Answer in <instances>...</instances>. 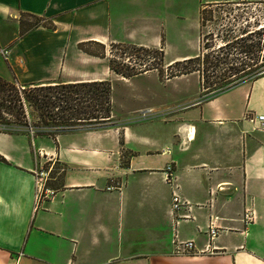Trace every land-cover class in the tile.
Listing matches in <instances>:
<instances>
[{"label": "crops", "instance_id": "1", "mask_svg": "<svg viewBox=\"0 0 264 264\" xmlns=\"http://www.w3.org/2000/svg\"><path fill=\"white\" fill-rule=\"evenodd\" d=\"M235 1L239 3L0 0V48L9 51L7 62L0 54V76L22 78L26 84L53 81L63 71L79 76L64 81L114 78L106 49L110 43L160 46L162 36L166 42L184 29L192 3L197 48L200 7ZM20 12L43 17L54 26H38L20 36ZM86 40L103 44L105 56L79 49L77 44ZM195 54L196 49L175 54L165 64ZM202 90L200 86L190 98H181L173 89L142 92L122 112L123 121L104 128L75 129L55 138L0 132V155L6 160H0V264H264V131L244 118L247 112L264 114V75L205 99ZM144 107L168 112L136 120ZM36 148L52 155L56 168H63L59 178L48 180L56 182L45 184L51 193L42 190L37 200L32 173ZM167 164L179 194L195 205L190 218L177 223L169 210L172 188L163 181ZM114 184L119 188L108 189ZM249 200L255 220L246 226L241 217ZM212 216L221 226L212 243L216 252L173 251L174 230L177 239H192L197 250L203 249ZM133 224L167 228L157 240H145V249H132V237L138 234H133Z\"/></svg>", "mask_w": 264, "mask_h": 264}, {"label": "trees", "instance_id": "2", "mask_svg": "<svg viewBox=\"0 0 264 264\" xmlns=\"http://www.w3.org/2000/svg\"><path fill=\"white\" fill-rule=\"evenodd\" d=\"M207 8V6L200 7V24L203 23V15L207 12ZM38 26L52 28L54 25L43 17L20 12V36ZM263 32L264 26L246 30L216 48L209 45L207 47L210 48L206 52L166 64V78L197 71L200 74V86L204 89L201 92L202 99H205L208 94L224 91L243 81L254 80L264 75ZM254 36L258 39L256 42H251ZM123 44L113 42L109 46L113 48L118 45L123 46ZM91 45H98L99 49L92 50ZM77 46L85 53L105 56L104 45L97 41L86 40L79 42ZM125 46L133 52L129 54L128 62H115L114 59L108 58L109 68L115 74L122 78H130L156 69L158 75L163 76V36L161 45L158 47L133 43H127ZM252 53L256 54L252 57L249 55ZM255 56L256 59L260 57L261 60L253 63L245 60V58L254 59ZM130 57L144 59L131 62ZM235 59L240 60L237 63ZM201 62L208 66L199 67ZM219 63L225 66L220 68ZM195 64L197 66L194 67ZM112 108L111 82L108 79L21 84L0 76V132L3 133L44 135L55 138L58 134L83 125L104 128L111 121ZM119 143L123 144L122 134L119 136ZM0 160L6 162L1 155Z\"/></svg>", "mask_w": 264, "mask_h": 264}, {"label": "rangeland", "instance_id": "3", "mask_svg": "<svg viewBox=\"0 0 264 264\" xmlns=\"http://www.w3.org/2000/svg\"><path fill=\"white\" fill-rule=\"evenodd\" d=\"M235 2L224 3L221 5L213 6L207 8V12L203 15V23L200 24V42L198 47L196 48V39L198 40L199 31L197 30L196 25V14L194 12V7L192 3L188 5V12L186 15V20L184 24V29H180L178 32H173V35L164 42V59H163V76H159L156 69L148 70L146 76L137 77L132 79L131 81H127L119 75L114 78H108L111 82V101H112V118L110 123L107 126L118 125L122 120V112L126 109H130L133 101L137 98L139 99L141 95L147 94L148 91H152L156 93H170L171 89L175 90L182 96L181 98H190L191 96L198 93L200 89V74L195 71L188 74H181L174 77H179L172 80L170 83L162 84L159 83V80L165 81L167 68L166 62L175 54L192 52L196 49V54H200L201 52H206L209 50V45H212L213 48L219 46L220 43H224L226 40L234 39L236 36L242 34L246 30H254L256 25L264 24V4H245V1L237 0ZM243 2V3H241ZM255 15V18L252 20L251 16ZM200 18V14H199ZM264 33V32H263ZM263 36V34H262ZM258 39L257 36L252 38L251 42H256ZM114 46L110 48L107 46L108 58L114 59L115 62H128L129 54L133 53L130 48L125 46ZM110 45V44H109ZM221 45V44H220ZM125 46V47H124ZM158 47V46H157ZM208 49H207V48ZM90 49L97 50L99 49L98 45H91ZM264 50V48H262ZM256 53L249 54L250 56H254ZM2 56V55H1ZM133 56V55H132ZM144 56V55H142ZM3 60L7 62L8 60L2 56ZM147 58V57H146ZM152 58V57H149ZM148 58V59H149ZM134 59V57H130L131 62L136 60L139 62L143 60ZM240 59H235V62L238 63ZM245 60L253 63L255 61L261 60L260 57L256 59H248ZM233 62V60H230ZM199 67H207L208 65L205 63H199ZM197 64L194 65V67ZM225 66L223 63H219V67ZM181 67V66H180ZM7 69L10 72H14L11 70L10 66H7ZM166 70V71H165ZM141 74V73H140ZM139 75V74H138ZM79 77L77 73L65 72L63 71V75L56 77L53 81H64L66 79H74ZM11 81L15 80L14 76L9 79ZM26 80L22 78H16V82L21 84H26ZM204 90V89H203ZM90 128H99L90 125L79 126L77 129H90ZM72 129V130H75ZM68 130V131H72ZM30 137H42V136H33L29 134ZM121 153L124 155L126 151L121 149ZM44 160V159H43ZM54 169L51 170L50 176L53 180L59 178V174L61 173L57 167L54 165ZM48 182H56V181H48ZM49 184V183H48ZM167 228V224H133L132 230L137 232V235H133V240L131 243L132 249H145V246L142 243L145 240L148 242L152 240H157L161 235L165 234ZM160 241V240H158Z\"/></svg>", "mask_w": 264, "mask_h": 264}, {"label": "built area", "instance_id": "4", "mask_svg": "<svg viewBox=\"0 0 264 264\" xmlns=\"http://www.w3.org/2000/svg\"><path fill=\"white\" fill-rule=\"evenodd\" d=\"M261 25V24H258ZM257 26V28H259ZM264 26V24H262ZM261 26V27H262ZM255 28V29H257ZM0 54L7 59L9 51L6 48H0ZM168 110L164 109H153L151 107H144L139 109L138 112L135 114L134 118L136 120H142L146 118H150L156 115H161L167 113ZM244 118L256 124V128L264 131V114L256 113V112H247L244 115ZM34 153V167L32 169L34 184H35V196L36 200L41 193L42 190L45 191V194L48 195L51 193L50 189L44 188L45 184L48 180L52 179L50 176V172L54 169V159L52 155H49L45 150L42 148H36L33 150ZM44 159V160H43ZM63 168L60 167L59 170L61 171ZM163 181L172 188L171 196H170V214L174 218V222L177 223L179 220H187L190 218L189 211L192 209L194 204H192L189 200L182 197L179 192L177 191V183L176 177L174 175L173 168L171 164H167L166 167L163 169ZM111 188H119L118 184H114L109 186L108 189ZM200 204H197V207H200ZM184 211V212H181ZM218 217L212 216L206 225L205 233L207 235V241L203 249L197 250L194 244V240L192 239H177L176 231L172 232V244L174 245L173 251L175 253L181 254H191L195 253V251L200 252H209L213 253L216 252L217 249L213 248V240L219 235L221 230V226L217 224ZM241 220L247 226L251 222L255 220V210L253 207V201L249 200V204L244 207ZM176 225V224H174Z\"/></svg>", "mask_w": 264, "mask_h": 264}, {"label": "bare ground", "instance_id": "5", "mask_svg": "<svg viewBox=\"0 0 264 264\" xmlns=\"http://www.w3.org/2000/svg\"><path fill=\"white\" fill-rule=\"evenodd\" d=\"M261 26H262V24H261V25H258V27H261ZM256 28H257V26H256ZM220 44H222V43H220ZM220 44H219V45H220Z\"/></svg>", "mask_w": 264, "mask_h": 264}]
</instances>
